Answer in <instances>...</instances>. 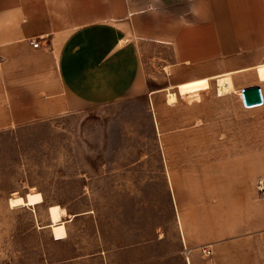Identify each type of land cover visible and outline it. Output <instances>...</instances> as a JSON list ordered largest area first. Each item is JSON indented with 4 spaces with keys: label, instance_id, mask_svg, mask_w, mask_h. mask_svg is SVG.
<instances>
[{
    "label": "rangeland",
    "instance_id": "rangeland-1",
    "mask_svg": "<svg viewBox=\"0 0 264 264\" xmlns=\"http://www.w3.org/2000/svg\"><path fill=\"white\" fill-rule=\"evenodd\" d=\"M127 33L146 86L117 102L33 118L1 65L0 264H264V128L215 81L167 104L192 70Z\"/></svg>",
    "mask_w": 264,
    "mask_h": 264
},
{
    "label": "crops",
    "instance_id": "crops-1",
    "mask_svg": "<svg viewBox=\"0 0 264 264\" xmlns=\"http://www.w3.org/2000/svg\"><path fill=\"white\" fill-rule=\"evenodd\" d=\"M129 26L167 40L174 62L192 70L164 89L167 104H204L215 81L264 128V0H0V67L35 76L24 86L42 103L33 118L117 102L146 86ZM250 86L262 102L245 108L239 92Z\"/></svg>",
    "mask_w": 264,
    "mask_h": 264
},
{
    "label": "water",
    "instance_id": "water-1",
    "mask_svg": "<svg viewBox=\"0 0 264 264\" xmlns=\"http://www.w3.org/2000/svg\"><path fill=\"white\" fill-rule=\"evenodd\" d=\"M241 92L243 104L247 107L254 106L262 102V97L258 86L243 88Z\"/></svg>",
    "mask_w": 264,
    "mask_h": 264
},
{
    "label": "bare ground",
    "instance_id": "bare-ground-1",
    "mask_svg": "<svg viewBox=\"0 0 264 264\" xmlns=\"http://www.w3.org/2000/svg\"><path fill=\"white\" fill-rule=\"evenodd\" d=\"M30 44V43H29ZM34 48V47H33ZM223 80H221L220 81V84H223ZM220 90H219V92H226V91H228V90H230L231 89V87H229V88H225V87H223V88H219ZM239 96H240V98H241V102H242V105L245 107V108H248L247 106H245L244 104H243V101H242V92L240 91L239 92ZM171 97V96H170ZM174 100V98H171L170 99V101H173Z\"/></svg>",
    "mask_w": 264,
    "mask_h": 264
},
{
    "label": "built area",
    "instance_id": "built-area-1",
    "mask_svg": "<svg viewBox=\"0 0 264 264\" xmlns=\"http://www.w3.org/2000/svg\"><path fill=\"white\" fill-rule=\"evenodd\" d=\"M29 43H30V45L32 46V47H34V48H37L38 47V42L36 41V40H29ZM263 182H262V180L260 179V180H258V188L259 189H262L263 188Z\"/></svg>",
    "mask_w": 264,
    "mask_h": 264
}]
</instances>
